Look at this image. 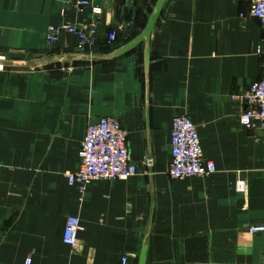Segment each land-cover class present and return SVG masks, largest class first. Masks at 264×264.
I'll list each match as a JSON object with an SVG mask.
<instances>
[{
    "label": "crops",
    "instance_id": "crops-1",
    "mask_svg": "<svg viewBox=\"0 0 264 264\" xmlns=\"http://www.w3.org/2000/svg\"><path fill=\"white\" fill-rule=\"evenodd\" d=\"M155 2L91 0L102 14L85 53L138 36ZM250 2H164L150 37L147 107L143 44L98 63L0 67V264H121L123 256L138 264L151 210L145 264L262 260L264 233L248 228L264 225V131L244 127L246 105L231 98L264 75V30ZM90 18L77 0H0V56L79 52L72 33L61 30L53 42L46 36L52 26ZM112 31L117 38L109 43ZM181 114L215 165L209 176L168 175L169 125ZM100 116L127 130L137 173L92 182L81 195L65 174L78 167L85 129ZM70 216L82 227L75 247L62 241Z\"/></svg>",
    "mask_w": 264,
    "mask_h": 264
},
{
    "label": "built area",
    "instance_id": "built-area-1",
    "mask_svg": "<svg viewBox=\"0 0 264 264\" xmlns=\"http://www.w3.org/2000/svg\"><path fill=\"white\" fill-rule=\"evenodd\" d=\"M78 10L90 8L91 18L85 25L65 22L60 26H52L47 33V41L56 40L59 32L65 31L77 37L76 49L86 52L94 47L102 8L91 5V0H77ZM249 13L258 19L264 30V0H251ZM117 38L116 32L108 34V42ZM264 57V41L259 48ZM233 100H240L246 105L239 116V122L246 128L264 131V75L243 90L240 95H232ZM171 162L168 175L174 179L196 176H209L216 171L212 161L203 158L200 138L194 122L184 114L174 116L169 125ZM127 130L111 116H100L87 125L80 146V163L73 172L65 174L67 182L76 186L81 195L87 186L98 180L127 179L137 173L136 165L130 160ZM238 191H245L244 181L236 183ZM82 227L79 219L70 216L65 222L62 241L75 247ZM248 232L264 233V225H254ZM28 258L25 264H30ZM121 264H130L123 256ZM264 264V257L258 263Z\"/></svg>",
    "mask_w": 264,
    "mask_h": 264
},
{
    "label": "water",
    "instance_id": "water-1",
    "mask_svg": "<svg viewBox=\"0 0 264 264\" xmlns=\"http://www.w3.org/2000/svg\"><path fill=\"white\" fill-rule=\"evenodd\" d=\"M166 0H156L151 14L147 20L145 28L142 32L127 42L126 44L119 46L113 50L100 52V53H85V52H65V53H54L48 56H40L30 60L23 59H9L0 56V67L8 69L28 70L37 71L48 67H55L57 65H73L75 63H98L102 61H110L125 55L134 50L140 44L144 46V75H145V99L146 107L148 104V73H149V59H150V37L154 30L156 21L161 13L163 4ZM147 111V109H146ZM149 134V132H148ZM147 161L151 162V153L148 146ZM149 170L151 166L149 165ZM152 212V210H151ZM151 212L147 225V230L142 242L141 252L139 255L138 264L146 263V255L148 249V240L151 227Z\"/></svg>",
    "mask_w": 264,
    "mask_h": 264
}]
</instances>
